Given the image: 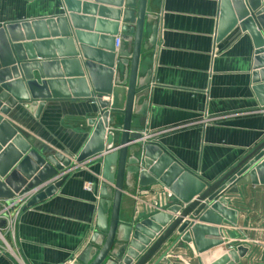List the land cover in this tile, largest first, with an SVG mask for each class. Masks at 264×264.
<instances>
[{
  "label": "water",
  "instance_id": "95a60500",
  "mask_svg": "<svg viewBox=\"0 0 264 264\" xmlns=\"http://www.w3.org/2000/svg\"><path fill=\"white\" fill-rule=\"evenodd\" d=\"M146 3L61 0V12L51 17L0 24V199L28 192L72 165L101 159L96 231L74 264H148L174 234L154 264L179 243L200 255L202 264L209 251L225 253L209 264H239L247 249L231 248L219 229L225 221L237 223L225 196L243 186H264V141L210 185L158 144L142 142L147 103H138L147 95L150 73L139 80L138 68L141 51L155 45L157 31V17L146 13ZM217 3L216 43L236 29L250 36L253 92L264 106V0ZM145 25L150 30L142 46ZM56 101L97 105L92 132L76 154L40 152L12 124L15 110L39 120L47 103ZM134 117L139 130L132 127ZM66 179L43 187L27 208L53 196ZM157 184L170 193L168 205L136 223L122 221V198Z\"/></svg>",
  "mask_w": 264,
  "mask_h": 264
},
{
  "label": "crops",
  "instance_id": "0c3cea01",
  "mask_svg": "<svg viewBox=\"0 0 264 264\" xmlns=\"http://www.w3.org/2000/svg\"><path fill=\"white\" fill-rule=\"evenodd\" d=\"M217 1L147 0L146 13L157 17L156 41L141 51L138 68L139 80L150 73L147 95L138 103H147L141 133L209 185L264 141V106L253 92L251 76L252 40L236 29L216 43ZM60 4L61 0H0V24L51 17L61 12ZM149 30L145 25L142 46ZM97 112L91 101H56L47 103L39 120L20 109L10 118L36 150L76 154L90 136ZM138 121L133 118V129H140ZM100 171L101 159L90 160L37 186L34 194L67 175L53 196L22 212L13 235L4 234L0 264H74L96 231ZM169 198L162 185L137 187L135 197L122 198L120 218L136 223L166 207ZM225 199L237 214V229L230 237L246 241L234 245L226 236V230L233 229L229 226L219 228L222 238L233 249H247L239 264H264V186H243ZM176 236L148 264H154ZM212 252L204 254L207 264L213 261ZM184 257L202 264L201 256L184 243L160 264H180Z\"/></svg>",
  "mask_w": 264,
  "mask_h": 264
},
{
  "label": "built area",
  "instance_id": "2783aa9c",
  "mask_svg": "<svg viewBox=\"0 0 264 264\" xmlns=\"http://www.w3.org/2000/svg\"><path fill=\"white\" fill-rule=\"evenodd\" d=\"M120 41L117 38L115 41V47L119 48ZM143 135V143H148L147 138L148 135L142 133ZM35 189V188H34ZM34 189L22 193L16 194L12 198L9 199H0V241H4V234H14L15 227L18 222V219L23 211L27 208V204L30 199L36 195L40 190L35 191ZM1 243V242H0ZM5 244V243H2ZM4 250H10L7 247H1Z\"/></svg>",
  "mask_w": 264,
  "mask_h": 264
},
{
  "label": "rangeland",
  "instance_id": "374dc122",
  "mask_svg": "<svg viewBox=\"0 0 264 264\" xmlns=\"http://www.w3.org/2000/svg\"><path fill=\"white\" fill-rule=\"evenodd\" d=\"M227 226H229L227 228H233L231 230H226V236L231 240V242H234V245L235 244L237 245V244H240V242L242 243V242H245L246 241V239H238L237 240V237H235V238L230 237L231 236L230 235L231 234V231L235 233L236 230H234V229H237V227L234 228L235 225H232V224H229V223H228ZM257 243L261 245V243H259V242H257ZM225 249H226V247H225ZM181 261H182V263L180 262V264H194V262H192L191 260H189V258H186V257L182 258Z\"/></svg>",
  "mask_w": 264,
  "mask_h": 264
},
{
  "label": "bare ground",
  "instance_id": "6f19581e",
  "mask_svg": "<svg viewBox=\"0 0 264 264\" xmlns=\"http://www.w3.org/2000/svg\"><path fill=\"white\" fill-rule=\"evenodd\" d=\"M219 249H223V247H220ZM213 254H214V252H212L213 261L223 260V257L225 255L224 252H217L215 255H213Z\"/></svg>",
  "mask_w": 264,
  "mask_h": 264
}]
</instances>
